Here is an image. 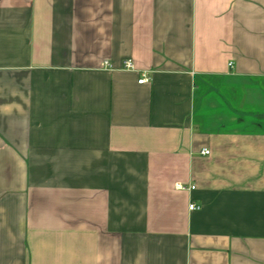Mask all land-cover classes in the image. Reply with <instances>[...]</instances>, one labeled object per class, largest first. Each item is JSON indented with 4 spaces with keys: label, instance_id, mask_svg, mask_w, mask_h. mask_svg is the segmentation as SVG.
<instances>
[{
    "label": "crops",
    "instance_id": "0c3cea01",
    "mask_svg": "<svg viewBox=\"0 0 264 264\" xmlns=\"http://www.w3.org/2000/svg\"><path fill=\"white\" fill-rule=\"evenodd\" d=\"M0 264H264V0H0Z\"/></svg>",
    "mask_w": 264,
    "mask_h": 264
},
{
    "label": "built area",
    "instance_id": "2783aa9c",
    "mask_svg": "<svg viewBox=\"0 0 264 264\" xmlns=\"http://www.w3.org/2000/svg\"><path fill=\"white\" fill-rule=\"evenodd\" d=\"M106 64H109V63L106 62ZM230 65H231V63H230ZM124 68L125 69H129V70H132V69H135V65H134V63H133L132 60L127 59V60L124 61ZM148 80H149L148 73H147V71H144L142 73V78L139 80V82L140 83H144V82H146ZM203 153L204 154H209L210 151L208 149H204L203 150ZM177 187H179L181 189L182 188H185L184 185H182V184H178ZM189 188L194 189L195 188V185H191ZM189 207H190L191 210H194V209H198L199 208V205L197 203H195V202H192Z\"/></svg>",
    "mask_w": 264,
    "mask_h": 264
}]
</instances>
